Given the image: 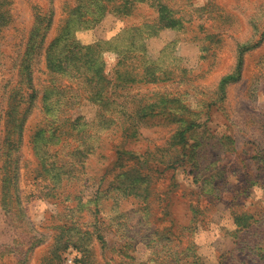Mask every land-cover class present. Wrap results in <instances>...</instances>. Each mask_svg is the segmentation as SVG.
<instances>
[{"label":"rangeland","instance_id":"rangeland-1","mask_svg":"<svg viewBox=\"0 0 264 264\" xmlns=\"http://www.w3.org/2000/svg\"><path fill=\"white\" fill-rule=\"evenodd\" d=\"M90 1L0 0V264H264V0Z\"/></svg>","mask_w":264,"mask_h":264},{"label":"trees","instance_id":"trees-1","mask_svg":"<svg viewBox=\"0 0 264 264\" xmlns=\"http://www.w3.org/2000/svg\"><path fill=\"white\" fill-rule=\"evenodd\" d=\"M109 1L110 0H91L90 5L93 6V8L92 9L87 8L79 14V20H78L79 26L80 27L91 26L94 23L100 21L107 14L108 11L115 10L117 7H111L109 5ZM97 6L99 7V10H97ZM142 26L143 25L140 24L138 28H142ZM86 48L88 49L84 50L85 51L84 53L85 55H87V60H86V63L83 65V68H85L86 72L88 73L93 72L96 76L98 75L101 78L103 76V75L101 76V74L104 72V69H105V62L103 64V62L101 61V63L96 66L95 65V62H96L95 54L91 52V51H94L95 47L88 46ZM126 54H128V52H126ZM51 57L54 60V55ZM98 58H99V53L97 54V59ZM55 63L59 68L64 69L66 72L69 71L67 67L69 64L68 61L65 60L63 63H61L60 61L59 62L55 61ZM126 72H130V70L127 69ZM119 75H122V74L119 73ZM124 130L125 128L123 129L124 133L122 134L128 135L129 133H125ZM255 213L250 214V217L253 218L255 216ZM255 221H257V219H255ZM248 224L251 225L252 222Z\"/></svg>","mask_w":264,"mask_h":264}]
</instances>
